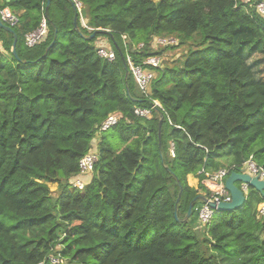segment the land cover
<instances>
[{
    "label": "trees",
    "instance_id": "1",
    "mask_svg": "<svg viewBox=\"0 0 264 264\" xmlns=\"http://www.w3.org/2000/svg\"><path fill=\"white\" fill-rule=\"evenodd\" d=\"M77 1L80 13L71 0L0 2L18 18L17 58L0 29V264H264L259 193L208 225L194 210L208 193L202 170L239 172L250 157L264 170V19L240 0ZM42 17L47 36L27 48ZM100 38L113 61L98 56ZM178 48L186 52L173 59L164 52ZM127 55L134 65L160 59L149 98ZM151 100L162 108L160 138L157 110L134 115ZM109 115L120 119L101 131ZM93 148V172L80 175Z\"/></svg>",
    "mask_w": 264,
    "mask_h": 264
},
{
    "label": "built area",
    "instance_id": "2",
    "mask_svg": "<svg viewBox=\"0 0 264 264\" xmlns=\"http://www.w3.org/2000/svg\"><path fill=\"white\" fill-rule=\"evenodd\" d=\"M72 1L74 2L78 13H80L81 4L77 0H72ZM245 4H247L249 8L254 9L255 12L264 19V0L261 2H252V0H245ZM0 19L6 26L10 28L18 24L17 16L7 8L0 10ZM82 24L85 28L91 30L85 25L84 22H82ZM47 32H48L47 22L45 17H42L39 26L36 29L24 35V45L27 48H32L36 46L37 44L45 40L47 36ZM122 39L125 40V36H122ZM157 40H158L157 43L163 45L175 44L173 43L172 40H160V39ZM2 53L3 51L0 48V54ZM97 54L99 57L104 58L108 61H113L115 58V54L113 50L106 48V46L102 44L97 46ZM125 62H126V66L129 68V71L133 76V79L135 80L138 86V90L143 96L149 98L148 88L150 89V84L154 79L153 73H155L154 70L149 68V66L153 68H158L160 65V59L157 57H150L145 59L142 62V65H134L131 57L127 55ZM152 110H157L162 112V108L157 101L151 100L150 108H135L134 115L139 118L151 119ZM119 119L120 118L117 117L116 115H109L107 119L102 123L100 130L105 131L113 127L114 125L117 124ZM170 154L172 157L174 156L173 146H171ZM97 157L98 155L96 152L90 151L79 161L78 168L80 175H88L93 172V168L97 161ZM239 172H242L243 174H247L252 178L258 177L260 181H264V170L258 167L254 163L252 157H250L244 163L242 169ZM200 173H203L206 176L205 185L208 188V193L203 194V196H205L210 202H213L215 204H219L221 202L222 203L230 202L231 200L230 193L225 188V180L230 174L228 170L220 169L210 173H205L202 170ZM238 184H239L238 188L242 191V193L246 197L250 189L248 184L246 183H238ZM73 185L77 188H82L83 186L80 180H75ZM194 210L196 212L197 221L201 226L208 225L211 222L213 215L215 213V211L211 209L209 205L204 202H202V204L196 207ZM256 212L258 214V218L264 219V198L262 203L258 205ZM52 261H57L56 264H60L61 262L59 258H52L51 263H53Z\"/></svg>",
    "mask_w": 264,
    "mask_h": 264
},
{
    "label": "water",
    "instance_id": "3",
    "mask_svg": "<svg viewBox=\"0 0 264 264\" xmlns=\"http://www.w3.org/2000/svg\"><path fill=\"white\" fill-rule=\"evenodd\" d=\"M9 2V0H7ZM71 4L72 6L75 7L74 2L71 0ZM46 6H49V0H47V4ZM76 8V7H75ZM77 18L78 15L77 13L74 15V27L77 28ZM0 29L5 30L7 32H10L13 34V42H12V48H11V52L12 54L17 58V54H16V43H17V36L14 34V31L12 30V28L6 26L2 20L0 19ZM56 33V31H55ZM96 32H94L93 34H91L90 36L86 37L87 40H91L95 37ZM50 47L47 48V51L49 50ZM128 96L132 99V97L129 94V91L127 90ZM133 101H139L137 99H132ZM158 114V118H159V122H158V134H159V138H160V131H161V126H162V121H163V113L161 111H157ZM237 183H246L248 184L249 188L256 191L257 193H259L261 195L262 198H264V181H260L258 179V177H254L252 178L251 176L247 175V174H243L242 172H231L229 174V176L226 178L225 180V188L226 190L230 193L231 196V200L228 203H219V204H215L213 202H210L205 196L203 195H198L197 198L194 200H201L202 202L206 203L209 205V207L211 209H213L216 213H220V212H232L235 210H239L242 209L246 200V197L244 196V194L242 193V191L238 188ZM180 199V194L177 197V202ZM192 210H193V203L189 205L187 213L185 214L184 218L182 219L183 222H186L191 214H192ZM174 216L176 221H179L178 218V211H177V207L175 206V211H174Z\"/></svg>",
    "mask_w": 264,
    "mask_h": 264
},
{
    "label": "rangeland",
    "instance_id": "4",
    "mask_svg": "<svg viewBox=\"0 0 264 264\" xmlns=\"http://www.w3.org/2000/svg\"><path fill=\"white\" fill-rule=\"evenodd\" d=\"M154 2H157V1H159V0H153ZM242 3H245V0H240ZM244 33V32H243ZM244 36H246L247 38H248V35L247 34H245L244 33ZM157 39H160V40H172L173 41V43H175V40H174V38L172 37V38H165V39H163V38H156L155 39V41L153 42V44H154V46L156 45V43L158 42V40ZM98 43L101 45H104V46H106V48H108V49H111L110 48V44H109V42H108V40L107 39H103V38H100L99 40H98ZM142 45L143 44H138V45H134V44H132V48L131 49H133V50H138V49H140L141 47H142ZM158 46L156 45L155 46V49L157 48ZM164 52H167V56L169 57V58H171V59H173L174 57H176V55H182V54H184L185 52H186V50L185 51H183V48H178V49H175V50H173V49H167V50H165ZM257 52V51H256ZM255 52V53H256ZM173 54V56H171ZM178 57V56H177ZM257 57H259V56H257ZM256 57V58H257ZM147 59V58H146ZM254 60H256V61H258V59H254ZM143 62V61H142ZM166 63H167V61H166ZM153 76L154 77H156V73H153ZM261 76H264V72H257V77H261ZM149 92H150V89L148 88V94H149ZM151 117H152V115H151ZM111 132L109 131L108 133H106L105 134V136H107V138H108V140H109V143L110 144H113V140L111 139L112 138V134H110ZM100 138H101V134H97L96 136H95V138H94V140H93V142H92V144H93V146L94 147H97V145L100 143ZM120 145V144H119ZM97 149V148H96ZM93 150H94V148L91 150V152H93ZM89 178V177H88ZM82 184H83V186H82V188L85 186L84 185V183L83 182H81ZM237 186H239V184L237 183ZM49 188H50V190L52 191V192H54V191H56L57 190V186L55 185V184H52V185H49ZM248 194V193H247ZM197 217V216H196ZM197 226L198 227H200L201 225L197 222ZM54 264H56L57 263V261H52ZM53 263H51V264H53Z\"/></svg>",
    "mask_w": 264,
    "mask_h": 264
},
{
    "label": "crops",
    "instance_id": "5",
    "mask_svg": "<svg viewBox=\"0 0 264 264\" xmlns=\"http://www.w3.org/2000/svg\"><path fill=\"white\" fill-rule=\"evenodd\" d=\"M1 1L2 0H0V2ZM0 48L2 49L1 43H0ZM2 51H3V49H2ZM85 179H86V181H89V178H85ZM85 179H83V180H85ZM186 180H187V184H188L189 187H192V188H195V189L198 188L199 181L194 176L188 175Z\"/></svg>",
    "mask_w": 264,
    "mask_h": 264
}]
</instances>
